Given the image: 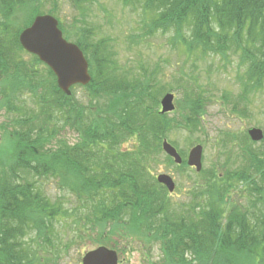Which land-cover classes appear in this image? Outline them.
Listing matches in <instances>:
<instances>
[{
	"label": "trees",
	"instance_id": "obj_1",
	"mask_svg": "<svg viewBox=\"0 0 264 264\" xmlns=\"http://www.w3.org/2000/svg\"><path fill=\"white\" fill-rule=\"evenodd\" d=\"M61 1L75 11L66 23L58 14ZM119 1L140 9L142 23L139 33L129 34L130 45L146 44L158 30L168 32L169 46L181 52L185 64L219 57L226 66L236 58L238 94L244 99L263 86L264 0ZM97 2L0 0V107L7 115L0 123V264H54L51 260L66 250L60 226L72 230L71 241L100 239L101 223L107 221L113 222V234L121 230V236H132L128 228L134 225L137 234L157 241L166 264H264L262 222L253 218L254 212L226 210L224 181L231 177L226 172L219 176L212 167L194 173L191 201L177 207L155 180L152 165L158 163L161 139L178 126L189 133L200 130L201 100L207 96L184 66L166 80L158 77L156 63L121 64L113 38L96 35L90 22L91 5ZM39 13L56 16L64 36L83 50L91 74L89 83L79 84L85 103L74 95L76 85L64 94L36 55L22 56L27 52L18 34ZM177 90L184 92L178 99L181 119L160 114L159 96ZM29 94L32 106L26 105L24 95ZM232 111L250 115L247 105L235 100ZM66 129L75 139L66 137ZM234 140L247 149L246 133L221 131L224 153L231 152L228 145ZM238 156L244 164L234 173L249 174L256 156L247 150ZM174 165L180 172L191 168L184 161ZM43 179H53L57 189L70 195L69 208L62 198L43 191ZM246 183L254 192L260 189L252 177Z\"/></svg>",
	"mask_w": 264,
	"mask_h": 264
},
{
	"label": "rangeland",
	"instance_id": "obj_2",
	"mask_svg": "<svg viewBox=\"0 0 264 264\" xmlns=\"http://www.w3.org/2000/svg\"><path fill=\"white\" fill-rule=\"evenodd\" d=\"M58 14L63 21L66 20V23L72 20L75 11L70 4L61 1L59 2ZM89 17L91 24L95 28L96 35H110L113 38L117 58L121 64L134 65L141 60L148 64V67H153L156 63L159 66L158 77L161 78L164 75L166 80L169 79L168 75L179 69L180 66H184L187 72H192L197 76L202 84V89L205 91L204 94L207 96L206 101L201 100L204 112L202 128L194 133H189L183 126L174 127L163 138L172 143L184 159L193 145L202 144L203 168L211 169L215 167L217 175L221 176L223 172H226L228 176H231L230 179L224 181L226 183L224 186L226 189V210L228 212L234 209L250 213L254 212L253 218L262 222V236L264 237V205L258 204L254 206V204H251L252 199L249 195L254 197L255 195L258 196L259 193L257 194L251 190L249 184L246 183L252 177L254 184H263L261 183V174L264 173L262 171L264 168H259L258 166H264V139L257 142L250 140L247 144V149L243 147L242 150H239L238 143L235 140V143L230 144L233 150L229 153H224L221 150L220 142L218 141L221 131L224 130L242 133L248 127L255 126L264 131V84L255 92L247 94L246 99H244L238 94L241 91V86L236 74V70H239L236 58H232V61L226 66L223 65L219 57H216L214 61L208 58L198 60L196 66L190 60L185 64L183 63L184 56L180 55L181 52L169 46L168 32L163 33L158 30L147 36L146 44L130 45V41H128V39H131L128 37L129 34L134 36V34L139 33L137 27L142 23L138 7L133 10L129 6L122 5L119 0H98L97 3L91 5ZM30 54L28 52L22 53V56L29 59ZM73 92L77 98L84 103L86 102L87 97L83 88L76 85L73 88ZM174 93L176 98L175 109L167 114L169 117L174 118L173 116H175L181 119L177 115L178 99L184 96V92L177 90ZM222 93H226L227 97L222 98ZM24 97L26 105L32 106L33 102L30 94L24 95ZM234 100L238 103V106L247 105L250 115L243 117V115L239 116L234 112L232 113ZM6 117L4 108L0 107V123L5 121ZM65 133L66 137L71 140L76 137V134L69 129H66ZM3 149H7L6 145L3 146ZM244 150H247V153L252 154L253 157L256 156V167L249 174L236 175L234 172L242 168L244 164L238 154H241ZM155 158L158 163H153L152 165L153 176L165 173L170 175L175 181L176 189L169 196L171 204L177 207L180 203L190 202L192 191L190 193L189 190L194 184L195 169L188 168V171L180 172L176 169L174 163H167V156L162 148L161 153ZM225 161L227 162L226 165H224ZM197 180L198 183H201L203 178H198ZM259 180L261 181L259 182ZM42 181L43 191L50 198L60 197L64 200L65 207L69 208L71 206L73 200L69 199L70 195L64 190L57 189L53 179H43ZM261 194L264 197V190H262ZM198 200L204 201L203 198H198ZM259 201L257 200L258 203ZM85 214L83 211V219L86 218ZM129 223L131 224V222ZM112 224V221L101 223L102 237L100 239L90 237L79 241H71L72 230L60 226L58 230L66 250L62 253V257L51 260V262L54 264H80L84 252L97 246L105 245L116 250L118 264H166L161 261V250L157 241L142 232L137 234L134 225L128 228L132 232V236H121V230L113 234L111 232ZM124 230L128 233L125 228Z\"/></svg>",
	"mask_w": 264,
	"mask_h": 264
},
{
	"label": "water",
	"instance_id": "obj_3",
	"mask_svg": "<svg viewBox=\"0 0 264 264\" xmlns=\"http://www.w3.org/2000/svg\"><path fill=\"white\" fill-rule=\"evenodd\" d=\"M18 41L22 48L36 55L54 73L57 86L66 95L71 94L70 87L75 84L85 85L91 80L88 71V62L80 47L63 37L62 30L58 26V20L51 14H38L31 23L24 27L18 34ZM160 113L170 112L175 108L174 94L167 92L160 98ZM248 134L252 140H260L263 137L262 130L256 127L248 128ZM162 150L169 155L176 164L183 160L177 149L168 142L162 140ZM202 146H192L187 154L186 163L199 171ZM156 181L163 184L168 191H173L175 183L172 177L165 173L156 176ZM117 252L105 245L97 246L83 253L81 264H117Z\"/></svg>",
	"mask_w": 264,
	"mask_h": 264
},
{
	"label": "flooded vegetation",
	"instance_id": "obj_4",
	"mask_svg": "<svg viewBox=\"0 0 264 264\" xmlns=\"http://www.w3.org/2000/svg\"><path fill=\"white\" fill-rule=\"evenodd\" d=\"M263 174H261V178L263 179ZM260 178V179H261ZM261 180H259V182H260ZM261 183H262V181H261ZM256 185L258 186L257 188H260L258 191H255V193H259L258 195L259 196H257L256 197V200H260L259 201V203L258 204H262V205H264V197H263V195L261 194V192H262V190H264V187H263V184L262 185H259L258 183H256ZM257 205V204H256Z\"/></svg>",
	"mask_w": 264,
	"mask_h": 264
}]
</instances>
